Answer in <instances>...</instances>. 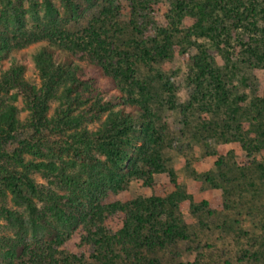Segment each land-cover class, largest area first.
Segmentation results:
<instances>
[{"label": "trees", "instance_id": "16d2710c", "mask_svg": "<svg viewBox=\"0 0 264 264\" xmlns=\"http://www.w3.org/2000/svg\"><path fill=\"white\" fill-rule=\"evenodd\" d=\"M170 1L173 22L160 27L152 17L156 0H61L75 21L91 9L99 14L84 34L73 37L53 0H28L26 9L23 0H0L1 58L15 46L44 42L34 55L42 86L14 69L20 93L1 101L0 198L13 206L0 204L10 229L0 234V264H162L172 251L179 258L173 264L200 263L180 259L184 253L201 256L205 245L198 232L188 233L174 196L141 199L134 209L109 195L129 177L151 184L164 168L145 103L144 68L187 56L218 110L227 108L238 123L239 114L253 107V120L262 124L258 108L264 107V94L251 100L240 90L259 91L249 87L252 78L264 82V0ZM28 15L41 21L37 29H28ZM188 17L191 24L183 27ZM19 96L29 111L26 123L14 103ZM53 98L60 103L50 115ZM96 121L100 125L91 129ZM25 124L35 128L38 140H22L9 153L6 146ZM35 172L58 179L61 192L39 184ZM106 212L127 214L125 227L114 235L104 225ZM75 232L84 247L92 244L93 263L84 253L61 249Z\"/></svg>", "mask_w": 264, "mask_h": 264}, {"label": "rangeland", "instance_id": "374dc122", "mask_svg": "<svg viewBox=\"0 0 264 264\" xmlns=\"http://www.w3.org/2000/svg\"><path fill=\"white\" fill-rule=\"evenodd\" d=\"M53 1L62 17H66L64 27L73 37L84 34L86 27L99 18L97 10L91 9L75 21L62 8L61 0ZM38 2L41 4L44 0ZM23 5L26 9L30 4L23 0ZM155 8L152 14L155 26H170L173 22L171 1L156 0ZM40 24L41 21L28 15V29H37ZM190 24L188 17L183 27ZM42 43L15 46L8 56L0 57V107L2 100L11 102V96L20 93L19 86L13 82L14 69L19 71L23 80L42 86L34 60ZM141 82L146 86L145 103L157 132L159 143L156 149L161 154L164 168L153 175L151 184L147 178L129 177L125 187L110 194L109 199L134 205L135 209L141 199L147 200L154 195L174 196L178 202L176 212L188 226V233L198 232L205 245L198 252V255L202 253L199 257L184 253L180 258L184 262L200 258L199 264H264V121L259 125L260 120H253L257 110L253 107L244 110L238 116V123L229 119L228 109L218 110L215 99L199 83L197 73L192 70L187 56L182 54L165 64L144 68ZM234 82L236 86L244 85L241 80ZM248 83L249 87L257 85L259 91L246 87L240 90L241 93L247 95L248 92L251 100L262 98L264 82L252 78ZM14 103L21 121L26 123L29 111L23 97L19 96ZM59 103L57 98L51 100L50 115H54ZM258 109L264 115V107ZM78 110L76 108V112ZM100 123L96 121L89 127L95 130ZM22 140L36 142L35 128L25 124L17 133V140L8 144L6 150L13 154L21 147ZM27 157L32 158L31 155ZM33 177L46 188L61 192L59 180L55 177L38 172L33 173ZM0 204L13 206L9 200L1 198ZM105 217L103 224L110 235L126 225L127 214L106 212ZM7 233H10L8 223L0 215V234ZM133 247L134 242H131L129 252ZM61 249L84 253L89 263L94 262L90 254L92 244L84 247L79 232L67 237ZM259 254V258L255 257ZM175 256L176 252H167L162 264H173L179 260Z\"/></svg>", "mask_w": 264, "mask_h": 264}]
</instances>
